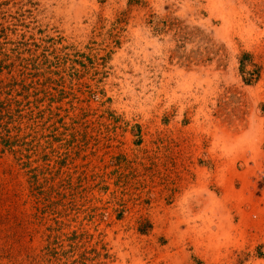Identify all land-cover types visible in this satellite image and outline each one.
Returning a JSON list of instances; mask_svg holds the SVG:
<instances>
[{"label": "rangeland", "instance_id": "374dc122", "mask_svg": "<svg viewBox=\"0 0 264 264\" xmlns=\"http://www.w3.org/2000/svg\"><path fill=\"white\" fill-rule=\"evenodd\" d=\"M0 264H264V0H0Z\"/></svg>", "mask_w": 264, "mask_h": 264}]
</instances>
